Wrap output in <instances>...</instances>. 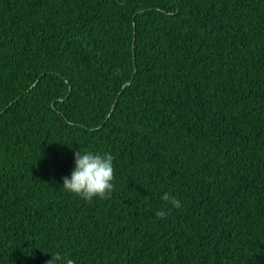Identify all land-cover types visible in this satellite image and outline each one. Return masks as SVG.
I'll return each mask as SVG.
<instances>
[{"label":"trees","instance_id":"obj_1","mask_svg":"<svg viewBox=\"0 0 264 264\" xmlns=\"http://www.w3.org/2000/svg\"><path fill=\"white\" fill-rule=\"evenodd\" d=\"M51 256L264 264V0H0V264Z\"/></svg>","mask_w":264,"mask_h":264},{"label":"clouds","instance_id":"obj_2","mask_svg":"<svg viewBox=\"0 0 264 264\" xmlns=\"http://www.w3.org/2000/svg\"><path fill=\"white\" fill-rule=\"evenodd\" d=\"M113 160L114 157L110 152L75 151L73 167L70 174L62 178L61 187L66 192L88 201L94 197L106 198L114 189ZM160 199L166 204L155 212L158 218H164L172 208L181 207V201L169 192H164ZM56 259L61 261V264H75L73 259L66 256H57ZM52 261L53 257L49 264H52Z\"/></svg>","mask_w":264,"mask_h":264}]
</instances>
